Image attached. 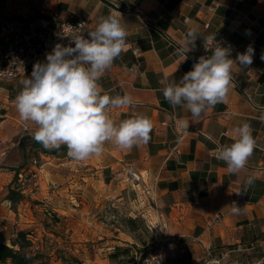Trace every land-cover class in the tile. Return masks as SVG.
<instances>
[{"label":"crops","instance_id":"0c3cea01","mask_svg":"<svg viewBox=\"0 0 264 264\" xmlns=\"http://www.w3.org/2000/svg\"><path fill=\"white\" fill-rule=\"evenodd\" d=\"M0 4L23 17L85 18V37L100 17L120 13L127 31L125 49L99 84L111 96L133 97L131 106L109 109L114 121L142 113L153 123L149 142L130 150L106 142L100 155L83 161L69 158L67 152L41 156L37 183L67 189L78 185L97 189V196H112L130 183L129 172L134 173L149 190L160 221L175 235L177 264H201L205 247L225 256L224 264L264 259V122L258 119L264 112V0H0ZM190 27H197L204 37L216 34V41L205 44L230 45L233 60L249 45L255 50L249 67L234 62L226 99L199 118L186 108L173 107L162 92L167 83L179 82L191 71L200 56L212 54L203 51L204 40L198 37L187 59L177 55V48L188 46ZM134 47L140 51L137 55ZM14 100L0 95V165L4 166L0 171H8L1 173L7 183L16 179L11 169L26 163L17 141L23 135L33 136L37 127L20 118ZM182 120L190 122L187 130L180 127ZM243 122L251 125L256 145L246 166L231 174L214 149L233 143ZM233 202L240 206L238 214L231 210ZM7 203L6 199L0 203V225L5 219L14 220ZM214 208L224 215L216 225L211 224ZM12 236L0 237V243Z\"/></svg>","mask_w":264,"mask_h":264},{"label":"clouds","instance_id":"9594fccd","mask_svg":"<svg viewBox=\"0 0 264 264\" xmlns=\"http://www.w3.org/2000/svg\"><path fill=\"white\" fill-rule=\"evenodd\" d=\"M120 18V13L100 17L96 28L87 32V37L69 35L68 46L55 44L43 62L33 65L31 75L20 81L21 89L14 100L16 111L22 120L37 126L33 139L44 149L60 150L63 146L69 158L83 161L100 155L106 142L130 150L151 139L153 123L147 115L134 113L118 123L109 115L111 108L131 106L133 97L128 93L111 96L99 84L125 49L127 31ZM186 36L188 46L177 48L178 56L187 59L198 37L203 38L205 50L212 54L200 56L191 71L179 82L167 83L162 92L173 107L186 108L193 118H199L208 108L226 99L232 87L234 62L249 67L255 50L249 45L233 60L230 45L217 43L211 49L206 46L205 41H216V34L204 37L197 27H190ZM261 59L264 60V53ZM258 119L264 122V112ZM189 123L182 120L180 127L187 130ZM235 131L233 143L218 144L214 149L216 158L225 162L231 174L246 166L256 145L248 122H243ZM252 182L249 178L247 184ZM231 210L238 214L240 206L233 202Z\"/></svg>","mask_w":264,"mask_h":264},{"label":"rangeland","instance_id":"374dc122","mask_svg":"<svg viewBox=\"0 0 264 264\" xmlns=\"http://www.w3.org/2000/svg\"><path fill=\"white\" fill-rule=\"evenodd\" d=\"M22 79L0 81V95L14 98ZM30 143L25 141L26 163L15 181L7 183L1 173L8 171H0V203L15 183L24 195L13 206L7 201V211L14 220H3L0 237L15 234L16 229L31 231L32 240L49 264H133L160 248L161 221L149 190L141 183L128 175L130 183L112 196H97V189L78 185L67 189L56 183H37L36 170L41 159ZM35 159L37 164L33 167Z\"/></svg>","mask_w":264,"mask_h":264},{"label":"built area","instance_id":"2783aa9c","mask_svg":"<svg viewBox=\"0 0 264 264\" xmlns=\"http://www.w3.org/2000/svg\"><path fill=\"white\" fill-rule=\"evenodd\" d=\"M87 29L88 20L85 18L69 21L54 20L44 15L23 17L20 12L10 14L0 4V72L6 71L0 75V81L9 82L30 76L33 65L36 62H43L46 59V53L51 52L55 44L61 43L68 46L69 35L83 34L85 36ZM217 43L221 46L223 44L221 41L208 43L206 46L211 49ZM132 51L135 55L140 52L136 47ZM203 51H206L205 46ZM32 163L33 167H36V161ZM129 175L133 180L138 181L134 173L129 172ZM223 217V213L214 208L211 224H218ZM160 225L162 241L160 248L154 253L144 254L133 264H177L174 253L175 235L165 221ZM224 258L225 256H217L209 247H205L201 264H224ZM261 262L253 264H261Z\"/></svg>","mask_w":264,"mask_h":264},{"label":"trees","instance_id":"16d2710c","mask_svg":"<svg viewBox=\"0 0 264 264\" xmlns=\"http://www.w3.org/2000/svg\"><path fill=\"white\" fill-rule=\"evenodd\" d=\"M27 140L31 142L30 147L36 152V154L39 155V158H41V156L60 157L64 156L67 152L66 147L63 146L60 150H46L33 139V136L28 138L21 137L18 141V147L23 150L22 154L24 160H26L24 151L25 141ZM33 161H36V159ZM22 166L23 165L15 169H11L15 172V178L18 177ZM6 199L12 206L21 202L24 199V195L20 185H16L15 183V187H9ZM32 235L31 231L20 229L17 230L14 236L11 237L9 244L0 243V264H47L48 261L46 256L34 243Z\"/></svg>","mask_w":264,"mask_h":264}]
</instances>
